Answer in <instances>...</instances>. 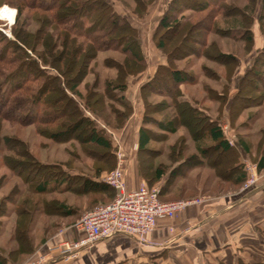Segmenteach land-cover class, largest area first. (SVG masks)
<instances>
[{"label": "rangeland", "instance_id": "1", "mask_svg": "<svg viewBox=\"0 0 264 264\" xmlns=\"http://www.w3.org/2000/svg\"><path fill=\"white\" fill-rule=\"evenodd\" d=\"M11 1L15 4L19 3L18 0ZM171 1L107 0L119 14L126 17L138 29L147 65L145 71L133 61L130 62L124 55L113 52H99L97 54L93 48L92 51L77 58L78 65H72V57L75 54L69 39L65 37V33L60 31L56 25H49L50 21L47 18L49 19L50 15L47 13L26 9L20 23L25 25L27 32L38 35V39H44L47 53L50 50L51 43L60 42L61 45L58 49L50 50L51 55L56 59L54 64L59 66L61 71L66 74L65 78L67 80H72L71 84L78 85L77 90L82 97L94 105L97 112L107 121L98 120V123L112 139L116 152V163L109 164L110 166L103 164L105 159L109 157V151L98 149L86 143L87 141H80L79 137H81L82 131H72L67 128L78 119L72 108L60 97L61 95L53 94L51 100L55 99V102H58V108H55L53 113L57 115L63 108L69 113L67 119L61 118L54 122L55 125H22L0 119V132L6 137L9 147L12 148L10 152H0V187L3 186L0 189V206L2 200L13 196L12 191L16 187H23V180L16 177L8 168L12 165L14 168H24L26 171L34 168L31 163L33 160L26 156V150L34 156L35 161L37 160L41 164L59 165L65 172L86 175L94 174L90 170L91 168H101L103 170L102 175L106 178L119 167L125 170L136 165L138 167V140L141 127L162 134L154 125V119L166 123L174 119L177 122V134L164 136L159 139L160 141L153 142L151 148L154 152L142 155L143 168L152 167V169L149 168L148 172L150 186L157 187L156 185L159 184V181L155 178V171L158 168L165 172V178L163 179L165 180L169 172H172L178 163L185 158L194 156L196 153L194 141L200 139L206 133L208 121L199 122L194 119L193 114L184 115V107L178 110L173 107L167 109L163 105L166 99L151 91H141V87L154 76L157 67L166 62V58L156 46L154 34L160 18L166 12ZM8 2L10 1L0 0V14L3 10L10 8L15 11V17L14 20H7L0 15V30L12 39L11 29L17 17V7L16 5H10ZM189 3L201 8L203 0H189ZM229 3L252 14L251 22L245 24V27L251 29L254 36L252 47L247 46L245 41L233 42L229 40L224 34L218 32L217 28L212 30L210 26H213L215 16L211 11L201 12L197 14L196 18L194 15L189 27L181 34L177 31H163L159 36L161 40L167 42L165 51L173 55V69L186 70L189 74L196 73L200 75V68L203 66L207 75L201 77L200 86L204 84L205 89L200 86L186 88V93L193 101L199 103L202 108L208 111L213 118H218L226 113L221 120V124L226 138L233 145L238 138L245 140L250 149V157L243 151L239 156L247 174V181L240 187L233 186L231 181L236 176V172L233 170L234 166L228 159L229 157L226 155H213L210 168L193 171L191 177L182 182L174 194L163 197V202H179L209 197L220 198L253 187L258 181L259 175H261L255 162L260 156H264V95L253 90L254 78L250 77L247 83H244L242 86L243 93L239 95L241 99L245 98L247 100L245 101L247 108L243 107V102L239 98L233 106L232 121H229L228 108L225 104L227 95L231 99L236 93L239 77L245 75L247 70L254 65L255 59L264 48V32L260 31L259 24L262 0H229ZM178 9L182 10L183 6L173 5L171 12ZM186 13H189V11ZM238 13L240 12L238 11ZM45 20L48 22L42 24ZM218 22L219 28L226 29L225 22L219 19ZM206 26L209 29L205 28ZM210 43L214 44L212 48H208ZM179 48H182V50L180 51ZM195 53L198 55H195ZM223 54H234L235 57L239 58L238 66L235 61L226 57L222 58ZM130 60H133V58L131 57ZM82 63L83 65L87 63L89 66L88 71H85L86 74L82 70V65H80ZM121 65H124L122 70ZM0 67L8 70L13 68L4 66L1 63ZM68 67H71V71L67 70ZM125 73L128 76L133 74L127 79L128 91L126 97L130 110H125V108L119 106L113 93L107 96L97 95L99 81L122 82ZM167 75L161 73L160 78L167 80L169 79V75ZM220 77L230 81V91H223L214 80H218ZM159 83H162V81L160 80ZM208 92H211V94ZM144 101L148 106L147 119H144ZM96 102L99 103L96 104ZM107 106H111L115 113L112 114ZM178 113L181 114V123L180 120L177 121L176 119ZM89 115L93 118L91 114ZM118 116L119 118H117ZM243 126L251 129L239 130ZM236 130H239L240 134ZM53 132H62L63 134L57 141H53L51 139ZM205 144L209 145L210 142ZM2 155H4L9 165L1 160ZM118 155L122 156L126 164H121ZM189 163L183 168L189 167ZM42 178L43 172L35 175V181L37 182ZM3 180L7 184L4 185ZM103 182H105L104 179ZM80 185V182L75 184L72 193L52 196L25 194L22 196L20 209L28 210L29 214L25 216L14 215L9 219L0 217V250L5 256L11 258L15 264H30L39 254V251L41 249L43 251V246L55 236L60 235L70 226L76 224L87 212L113 201L117 194L116 190L110 185L113 190L111 189L107 193L85 194L84 191L80 190ZM17 192L19 193V190ZM60 205L77 208L79 214L67 217L64 210H58ZM42 212L46 214L43 215ZM3 222L7 223V227H3ZM23 239H26L27 242ZM32 247H34V251H32Z\"/></svg>", "mask_w": 264, "mask_h": 264}, {"label": "trees", "instance_id": "2", "mask_svg": "<svg viewBox=\"0 0 264 264\" xmlns=\"http://www.w3.org/2000/svg\"><path fill=\"white\" fill-rule=\"evenodd\" d=\"M8 1H10L8 2L10 5H16L17 17L11 29L12 39L0 30V63L4 66L13 67L10 70L0 67V119L22 125H55V121L61 118L67 119L69 116L68 111L64 110L65 108L61 109V112L57 115L53 113L54 109L58 108V102L56 103L55 99L51 100V96L57 93L61 95L60 97L64 99V102L72 108L78 119L73 125L71 123L70 127L67 126V128L72 131L81 130L82 135L79 137L80 141H87L86 143L98 149L109 151V157L105 159L103 164L106 166H110L109 164L113 165V163L115 164L116 152L112 139L109 137L106 130L98 123V120L102 122L107 121L97 112L94 105L82 97L77 90L78 85L71 84L72 80H67L65 78L66 74L61 71L59 66L54 64L56 59L51 55L50 50L58 49L61 45L60 42L55 41L54 44L51 43L50 50L47 53L45 51L46 45L44 39H38V35L27 32L24 27L25 25L21 24L20 21L28 8L50 15V18H47V20L50 21L49 25L54 24L60 31L64 32L66 39H69V43L73 47L75 55L72 57V65H78L77 58L92 51L93 48L97 54L99 52H113L124 55L130 62L133 61V63H136L145 71L147 65L138 29L134 27L126 17L119 14L107 0H18V4H15L11 0ZM173 5L183 6V9L171 12ZM187 11H189L190 14L186 13ZM205 11L214 13V24L210 26L212 30L217 28V31L224 34L229 40L233 42L245 41L249 47H252L254 43V36L251 29L245 27V24L251 22L253 17L252 14L231 5L229 0H203L201 8L189 3V0H172L170 4H168V8L160 18L154 34L156 46L166 58V62L157 67L154 76L141 87V91H151L157 94V96L166 99L163 105H165L167 109L173 107L178 110L184 107V115L193 114L195 120L199 122L208 121V123L205 130L206 133L200 139L194 141L196 153L193 157L185 158L182 162L178 163V165L173 168V171L169 172L165 180H163L165 178V172L162 169L158 168L155 171V178L159 181V184L156 186H159L161 200L164 196L174 194L179 188V185L188 180L192 172L196 169L210 168V164L213 162V155H226L229 157L228 159L234 166L233 170L236 172V176L231 181L233 186L240 187L247 181V174L244 171L239 156L241 151H243L250 157V149L245 140L238 138L237 142L231 145L225 136L221 124V120L226 113L223 114V116L220 115L218 118H213L208 111L202 108L199 103L193 101L186 93V88L201 85V77H206L207 75L203 66L200 68V75L196 73L189 74L186 70L173 69V55L165 51L167 42L161 40L159 36L163 31H177L181 34L189 27V23L194 15L196 18L197 14ZM238 11L240 13H238ZM218 19L225 22L226 29L222 30L219 28ZM46 22L48 21L45 20L42 24ZM259 24L260 31L263 33L264 0H262V12L259 17ZM205 28L209 29L207 26ZM45 36L47 37L48 35ZM213 46V43L208 44V48H212ZM179 49L180 51L182 50V48ZM195 55L198 54L195 53ZM49 56H51L52 59L49 58V60ZM131 57L133 60H130ZM224 57L235 61L237 66L240 62L239 58L235 57L234 54H223L222 58ZM80 65H82L84 73L88 71L89 66L87 63L84 65L82 63ZM120 67L122 70L124 65ZM67 70L71 71V67H68ZM161 73L165 75L168 74L169 79H161ZM131 75L133 74H129V76ZM129 76L125 73L122 82L111 80H104V82L99 81L97 95L107 96L113 93L115 94L116 103L125 108V110H130V105L126 97L128 91L127 79ZM250 77L254 78L253 90L256 93L264 95V48L255 59L254 65L247 70L245 75L241 78L239 77L236 93L231 99H229V95H227V102L225 105H227L228 108L227 115L229 121H232L233 106L240 98L239 95L243 93L242 86L245 82L247 83ZM160 80L162 83H159ZM214 80L223 91H230L229 80L223 79V77ZM200 87L205 89L204 84ZM208 93L211 94V92ZM168 100L170 101L168 102ZM240 100L243 102V107L247 108V104L245 103L247 100L245 98H240ZM98 103L99 102H96V104ZM144 105V119H147L148 106L146 102ZM107 109L110 110L112 114L115 113L111 106H107ZM89 114H91L94 119ZM117 118H119V116ZM176 119L177 121L180 120L181 123V114L178 113ZM154 120V125L162 134H157L152 130L141 127L138 140L139 174L141 178L145 180L149 188L155 187L150 186V180H148L149 168L152 169V167L143 168L142 155L144 153L154 152L151 148L153 142L158 141L164 136L168 137V135L177 134L176 120L172 119L168 123L161 120ZM251 120H253V118H251ZM249 126L252 127L250 124ZM250 127L243 126L240 127L239 130H250ZM239 130H236V132L239 133ZM62 134V132H53L51 139L57 141ZM207 142H210V144H205ZM11 150L12 148L9 147L6 137L0 132V152H10ZM26 153V156L33 160L34 163H31L34 168H30L26 171L24 168H14L13 165H10L11 168L9 166L10 168L8 169L16 177L23 180V187H16L12 191L13 196L2 200L0 217L4 219H9L14 215L25 216L30 213L28 210L20 209V199L25 194L31 196H52L72 193L75 189V184L79 182L81 183L80 190L84 191L85 194L107 193L112 189L108 184L103 182L104 175H102L103 170L101 168H91L90 170L94 173L91 175L68 173L63 171L59 165H47L41 164L37 160L35 161L34 156H32L28 150H26ZM1 160L8 164L4 155L1 156ZM189 162L192 163L190 164ZM188 163L190 166L183 168V166ZM255 164L257 165L259 174H262L264 172V156H260ZM41 172H43L42 180L39 182L35 181V175H39ZM4 181L5 180H3V182ZM5 183L6 182H4V185ZM1 188H3V186H1L0 189ZM17 190H19V193ZM58 210H64L67 217L79 214V210L74 207L70 208L60 205L58 206ZM42 214L45 215L46 213L42 212ZM2 225L4 228L7 227L6 222H3ZM21 237L23 238L22 235ZM23 241L27 242L26 239H23ZM31 249L32 251L35 250L34 247ZM0 264H15V262L11 258L6 257L0 250ZM236 264L264 263H247L243 260H239Z\"/></svg>", "mask_w": 264, "mask_h": 264}, {"label": "crops", "instance_id": "3", "mask_svg": "<svg viewBox=\"0 0 264 264\" xmlns=\"http://www.w3.org/2000/svg\"><path fill=\"white\" fill-rule=\"evenodd\" d=\"M125 173L130 191L146 184L137 165ZM203 200L174 219L159 220L146 243L114 236L82 252L69 264L264 263V172L251 188ZM72 237L60 234L50 242Z\"/></svg>", "mask_w": 264, "mask_h": 264}, {"label": "built area", "instance_id": "4", "mask_svg": "<svg viewBox=\"0 0 264 264\" xmlns=\"http://www.w3.org/2000/svg\"><path fill=\"white\" fill-rule=\"evenodd\" d=\"M118 157L122 165L126 164L122 156ZM104 181L116 190L114 200L87 212L80 221L61 233L71 234V239L47 243L30 264H69L77 260L82 252L118 235L146 243L147 236L156 231L159 220L174 219L186 208L204 202L203 199L163 202L159 188H149L147 184L130 191L122 167L104 178Z\"/></svg>", "mask_w": 264, "mask_h": 264}, {"label": "bare ground", "instance_id": "5", "mask_svg": "<svg viewBox=\"0 0 264 264\" xmlns=\"http://www.w3.org/2000/svg\"><path fill=\"white\" fill-rule=\"evenodd\" d=\"M3 18H6L7 20H14L15 17V11L8 8L6 10H3L0 14Z\"/></svg>", "mask_w": 264, "mask_h": 264}]
</instances>
